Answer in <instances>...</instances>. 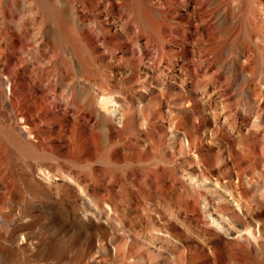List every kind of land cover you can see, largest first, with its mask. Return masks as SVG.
<instances>
[{"label": "rangeland", "instance_id": "obj_1", "mask_svg": "<svg viewBox=\"0 0 264 264\" xmlns=\"http://www.w3.org/2000/svg\"><path fill=\"white\" fill-rule=\"evenodd\" d=\"M0 264H264V0H0Z\"/></svg>", "mask_w": 264, "mask_h": 264}, {"label": "bare ground", "instance_id": "obj_2", "mask_svg": "<svg viewBox=\"0 0 264 264\" xmlns=\"http://www.w3.org/2000/svg\"><path fill=\"white\" fill-rule=\"evenodd\" d=\"M215 222V221H214Z\"/></svg>", "mask_w": 264, "mask_h": 264}]
</instances>
